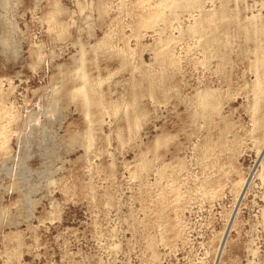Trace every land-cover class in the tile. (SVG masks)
<instances>
[{
    "label": "rangeland",
    "instance_id": "374dc122",
    "mask_svg": "<svg viewBox=\"0 0 264 264\" xmlns=\"http://www.w3.org/2000/svg\"><path fill=\"white\" fill-rule=\"evenodd\" d=\"M220 1L0 0V264H264V0L224 62Z\"/></svg>",
    "mask_w": 264,
    "mask_h": 264
},
{
    "label": "bare ground",
    "instance_id": "6f19581e",
    "mask_svg": "<svg viewBox=\"0 0 264 264\" xmlns=\"http://www.w3.org/2000/svg\"><path fill=\"white\" fill-rule=\"evenodd\" d=\"M172 2H177V1H179V2H181V5H182V7L184 6V7H192L193 5H196V4H200V0H171ZM205 1V0H204ZM4 3V2H3ZM220 9L218 10L219 12L218 13H215V11L213 12V13H211V14H213V15H209V17L207 16V17H205L204 18V22H201V25H197V26H194V27H191L192 28V30L191 31H193L192 33H191V35L194 33V32H199V34L203 37V48L207 51V50H210V52L211 53H213L216 57H218L220 60H221V62H224V60H225V57L227 56V55H225L226 54V52L224 51V49H226V46H227V44L230 42V39H232L234 36H233V34L232 33H228V28H229V26L230 25H236V24H238V20L237 19H235L234 18V16L233 15H231L230 17L231 18H229L230 20H225L224 21V19L223 18H226L227 16H229L225 11H224V6L226 5V3H227V0H222V1H220ZM5 4H6V2H5ZM54 5V4H53ZM58 5V4H57ZM56 6V5H55ZM197 6V5H196ZM57 7H59V10H60V6H57ZM157 7V6H156ZM155 7V8H156ZM52 8H55V7H52ZM154 8V12H153V14L152 15H150V17L149 18H152V17H156V16H160L161 14H162V12L159 10V8L160 7H158V9H155ZM61 9H63V8H61ZM55 10H56V8H55ZM55 13H58V14H60L59 12H57V11H55ZM206 15H208V14H206ZM204 16V15H203ZM233 16V17H232ZM236 16V15H235ZM237 17V16H236ZM256 17V16H255ZM202 19V18H201ZM252 20H256V19H252ZM199 21V20H198ZM253 22V21H252ZM256 23V22H255ZM260 23V22H259ZM200 24V23H199ZM244 24H246V23H244ZM241 25V26H245V25ZM253 25V24H252ZM255 25V24H254ZM246 26H248L247 24H246ZM246 26H245V28H246ZM256 26V25H255ZM205 27H208V28H210V30L212 31V32H215V31H220L219 33H217V34H215V33H211V34H208L206 31H204V28ZM2 28H4L3 26H2ZM233 28H235V26L233 27ZM239 29H240V27H238ZM245 28H244V30H245ZM258 28V27H257ZM253 29L252 31H253V37L252 38H254V37H256V33L259 31L258 29ZM190 29V28H189ZM248 29V27L246 28V30ZM262 29H264V27L262 28ZM235 30H237V29H235ZM189 32H190V30H188ZM264 31V30H263ZM262 31V32H263ZM247 32V31H246ZM240 34H241V32H239ZM195 34V33H194ZM193 34V35H194ZM252 34V33H251ZM262 34H264V33H262ZM0 35H1V33H0ZM4 35V34H3ZM3 35H1L2 37H4ZM231 35L233 36L232 38H231ZM242 35V34H241ZM260 35V34H259ZM7 36V35H6ZM236 36H237V34H236ZM244 36V35H243ZM247 36H248V38L249 37H251L250 36V34L247 32ZM246 37V36H245ZM5 38V37H4ZM8 38V37H7ZM258 38V37H257ZM3 39V38H2ZM247 39V38H246ZM256 39V38H255ZM254 39V40H255ZM263 39V38H262ZM262 39H261V41H262ZM1 40V39H0ZM3 40H5V39H3ZM0 41V42H5L6 43V41ZM259 40H260V38H259ZM260 42V41H259ZM230 43H232L233 44V41H231ZM256 43H257V41H256ZM229 45H231V44H229ZM8 46V45H7ZM82 46V45H81ZM258 46V45H257ZM260 46V45H259ZM228 47V46H227ZM253 47H255L254 45H253ZM253 47H252V49H253ZM81 48H83V47H81ZM255 49V48H254ZM258 49H259V47H258ZM257 50V49H256ZM85 51V50H84ZM84 51H82V53H85ZM227 51V50H226ZM253 51H255V50H253ZM257 52H259V51H257ZM257 52H256V55L255 56H257ZM82 55V54H81ZM83 56V55H82ZM124 57V56H123ZM78 58V57H77ZM76 58V59H77ZM126 60V59H125ZM165 60H167V59H165ZM79 61V60H78ZM81 61V60H80ZM168 61H170L169 59H168ZM254 64H255V66H257V67H255V69L256 68H258V69H256V72L258 73V75H257V79H256V82H255V91L256 92H260V93H264V53H263V56H257V59H256V61L254 60ZM79 66H83V64L81 63V65H79ZM78 67V66H77ZM79 68V71L80 70H82L80 67H78ZM78 68L76 69V71H78ZM84 69V68H83ZM79 71H78V73H79ZM82 75H80L82 78H85V74L82 72L81 73ZM74 76V75H73ZM162 76V75H161ZM87 79V78H86ZM151 79V78H150ZM84 80V79H83ZM82 80V81H83ZM155 80V79H154ZM153 80V81H154ZM158 80H159V78H158ZM88 81V80H87ZM156 81H157V79H156ZM152 82V81H151ZM74 84V83H73ZM154 84V83H153ZM92 86V85H91ZM93 86H95L94 84H93ZM92 86V87H93ZM81 87V88H80ZM80 87H77V88H80V89H75L74 87V89L75 90H77V91H80V92H82L83 93V91L82 90H84L83 88H82V86H80ZM72 88V89H73ZM73 89V90H74ZM86 89V88H85ZM92 89V88H91ZM207 88H205V90H202L201 91V93L197 96L198 98H196L197 99V103L200 105V107H201V109H200V111L199 112H194V114H192V115H195V116H197V115H199V114H205L206 115V112L208 111V109L210 108V107H213V100H212V98L214 99V97H213V94H212V91H214V90H212V89H210V90H212V91H210V90H206ZM56 90H58V89H56ZM55 90V91H56ZM94 90H96V89H94ZM87 91V90H86ZM96 91H98V90H96ZM196 93H198V92H196ZM84 94H86V93H84ZM98 94V93H97ZM87 95H88V93H87ZM101 95V94H100ZM72 96V95H71ZM96 97V96H95ZM85 100L84 101H87V96L86 95H84V97H83ZM100 99V98H99ZM98 100V99H97ZM262 101V100H261ZM88 102V101H87ZM264 102V101H263ZM81 103V102H80ZM90 103V102H89ZM84 104V103H83ZM264 104V103H263ZM89 105V104H88ZM88 105H86V106H88ZM263 107H264V105H263ZM215 109V108H214ZM87 112H88V110H87ZM87 112H86V115H88L87 114ZM88 113H90V112H88ZM199 113V114H198ZM204 115V116H205ZM89 116V115H88ZM15 119V118H14ZM17 119V118H16ZM137 120V119H136ZM255 120V122H256V124L255 125H258L259 127H262L263 125H264V112L262 113V116H260L259 118H255L254 119ZM138 123V122H137ZM136 124V123H135ZM137 125V124H136ZM135 125V126H136ZM257 127V126H256ZM258 127V128H259ZM257 128V129H258ZM89 132V131H88ZM87 132V133H88ZM18 134V133H17ZM88 134H90L91 135V133H88ZM87 134V135H88ZM90 135H88L87 137L88 138H92V136H90ZM85 137H86V135H85ZM19 138V137H18ZM88 138H86V139H88ZM76 139V138H75ZM84 139V138H83ZM89 139V142L92 140H90ZM74 140V139H73ZM77 140V139H76ZM75 141V140H74ZM87 141V140H86ZM85 142V141H84ZM159 142H160V140H159ZM92 143V142H91ZM91 143H89V144H91ZM158 143V142H157ZM87 145H88V141H87ZM144 165H146V164H144Z\"/></svg>",
    "mask_w": 264,
    "mask_h": 264
}]
</instances>
